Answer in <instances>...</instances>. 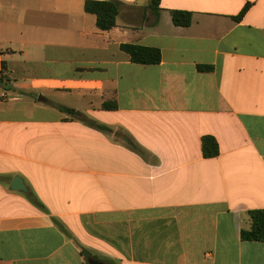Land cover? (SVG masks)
Returning <instances> with one entry per match:
<instances>
[{"label":"crops","instance_id":"crops-1","mask_svg":"<svg viewBox=\"0 0 264 264\" xmlns=\"http://www.w3.org/2000/svg\"><path fill=\"white\" fill-rule=\"evenodd\" d=\"M116 1L0 0V264H264V0Z\"/></svg>","mask_w":264,"mask_h":264},{"label":"trees","instance_id":"trees-1","mask_svg":"<svg viewBox=\"0 0 264 264\" xmlns=\"http://www.w3.org/2000/svg\"><path fill=\"white\" fill-rule=\"evenodd\" d=\"M151 7L154 11L160 10L159 0H151ZM249 9L247 5L236 19L241 20ZM85 10L88 13L95 14L97 17V26L100 30L108 31L116 27L117 18L120 12V3L116 0H86ZM173 22L178 26H189L192 23V13L189 11H172ZM122 50L130 55L131 61L137 64L151 65L159 64L162 61V52L159 48L148 47L136 44H123ZM202 70L211 71V66H204ZM5 77L0 78V84H4ZM103 109L114 110L117 108L116 102L105 101ZM64 111L73 115L76 119L102 131H111L109 127L97 123L95 120L88 119L85 115L75 109H66ZM130 146L139 151L135 144ZM202 150L207 158L217 157L220 154L218 141L213 136H205L202 139ZM250 227L241 231V238L244 241L264 242V209L251 210L248 212ZM86 256V253L83 252Z\"/></svg>","mask_w":264,"mask_h":264},{"label":"built area","instance_id":"built-area-1","mask_svg":"<svg viewBox=\"0 0 264 264\" xmlns=\"http://www.w3.org/2000/svg\"><path fill=\"white\" fill-rule=\"evenodd\" d=\"M5 74H6V72H5V69H4V66H3V63H2V61L0 60V78H4L5 77ZM0 98L1 99H5V98H7V95H6V93H1L0 94Z\"/></svg>","mask_w":264,"mask_h":264},{"label":"water","instance_id":"water-1","mask_svg":"<svg viewBox=\"0 0 264 264\" xmlns=\"http://www.w3.org/2000/svg\"><path fill=\"white\" fill-rule=\"evenodd\" d=\"M17 182H19V181L16 180V184L14 185V188H15V189L19 188L18 185H17Z\"/></svg>","mask_w":264,"mask_h":264}]
</instances>
